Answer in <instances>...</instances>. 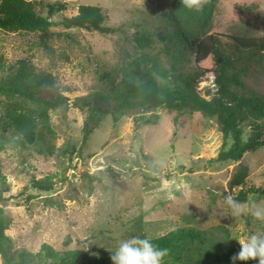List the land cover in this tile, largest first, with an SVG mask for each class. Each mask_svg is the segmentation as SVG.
Here are the masks:
<instances>
[{
    "label": "rangeland",
    "instance_id": "rangeland-1",
    "mask_svg": "<svg viewBox=\"0 0 264 264\" xmlns=\"http://www.w3.org/2000/svg\"><path fill=\"white\" fill-rule=\"evenodd\" d=\"M37 1L35 10L44 4L45 14L49 2L67 3L52 20L76 15L82 4L99 5L112 31L55 25L43 34L0 27V83L14 61L27 58L56 77L57 87L46 84L41 95L65 97L51 116L54 132L29 144L8 131L5 107L16 96L0 90V212L11 230V250L38 252L46 242L112 264L110 255L122 240L194 227L208 238L185 235L162 264H217L218 252L260 235L264 196L251 193L247 201H235L238 209L226 197L239 189L230 190L229 181L241 165L249 168L248 186H264V147L240 161H213L223 144L216 117L182 112L175 122L177 111H147L137 104L97 124L90 119L88 135L83 126L79 104L95 91H108L111 78L116 84L127 80L131 63L168 70L194 58L185 56L186 49L180 53L185 47L176 45V27L174 38L164 37L181 0ZM191 11L207 16L209 33L264 36V0H206ZM213 79L209 75L199 84L202 95L206 86H215ZM93 100L115 110L114 102ZM37 180L53 189L38 190Z\"/></svg>",
    "mask_w": 264,
    "mask_h": 264
},
{
    "label": "trees",
    "instance_id": "trees-1",
    "mask_svg": "<svg viewBox=\"0 0 264 264\" xmlns=\"http://www.w3.org/2000/svg\"><path fill=\"white\" fill-rule=\"evenodd\" d=\"M37 3V0H0V27L43 34L55 25L94 28L105 33L112 31L111 27L105 25L109 16L99 5L82 4L76 15L64 14L60 20H52L55 12L67 8V3L49 2L47 14L44 4L35 10ZM206 23V15H199L181 5L173 18L169 19L164 37L168 33L170 38H174L176 27L179 36L176 45L185 47L180 48V53L183 54L186 49L185 56L194 55V58L181 66L173 64L168 70L157 65L144 69L137 62L131 63L129 69L132 78L130 75L118 84L111 78L108 91H95L94 98L85 99L79 104L87 135L91 132L87 127L90 119L97 124L109 114L118 112L123 115L128 109L141 104L147 105V111L162 108L170 112L177 111L175 122L182 112L197 111L216 117L223 144L213 161H240L246 153L264 147V36H251L242 32L230 36L209 33ZM147 40L150 41L148 37ZM8 70L0 83L2 92L16 96V101L6 103L8 107H5L8 131L20 142L33 144L43 139L44 133L54 132L51 116L64 104L65 97L58 94L51 97L41 95L44 85L57 87L56 77L39 70L27 58L17 59ZM209 75L214 76L215 86H206V94L202 95L199 84ZM95 98L114 102L115 110L102 108L99 104L92 105ZM248 175L249 168L245 165H241L232 175L229 189L239 188L233 197L235 201H247L251 193L264 196V186H248ZM34 185L38 190L53 189L52 183L44 180L34 181ZM205 233L194 227H182L150 240L159 248H167L168 256H173L179 239L185 235L207 239ZM10 234L8 222L0 212V257L3 264H42L49 260L53 264H108L107 259H91L87 255L82 257L79 249L60 251L46 242L38 252L24 249L13 251L9 245ZM261 234H264V229ZM68 243L65 241V245ZM240 248L236 246L223 253L218 252L217 264H258L256 260L233 262L232 257Z\"/></svg>",
    "mask_w": 264,
    "mask_h": 264
},
{
    "label": "clouds",
    "instance_id": "clouds-1",
    "mask_svg": "<svg viewBox=\"0 0 264 264\" xmlns=\"http://www.w3.org/2000/svg\"><path fill=\"white\" fill-rule=\"evenodd\" d=\"M188 9L199 11L206 0H181ZM226 203L238 209V205L231 195L226 197ZM257 218H261L260 212L254 213ZM240 251L232 257L236 260L248 261L256 260L258 264H264V234H253L247 239H239ZM167 248H159L148 238L132 237L122 240L114 253L110 255L112 264H162L164 258L168 256Z\"/></svg>",
    "mask_w": 264,
    "mask_h": 264
}]
</instances>
